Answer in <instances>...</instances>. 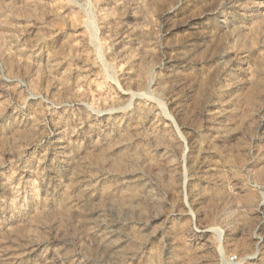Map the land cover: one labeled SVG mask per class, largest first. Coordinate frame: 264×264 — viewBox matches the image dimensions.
<instances>
[{
  "label": "rangeland",
  "instance_id": "obj_1",
  "mask_svg": "<svg viewBox=\"0 0 264 264\" xmlns=\"http://www.w3.org/2000/svg\"><path fill=\"white\" fill-rule=\"evenodd\" d=\"M0 264H264V0H0Z\"/></svg>",
  "mask_w": 264,
  "mask_h": 264
}]
</instances>
